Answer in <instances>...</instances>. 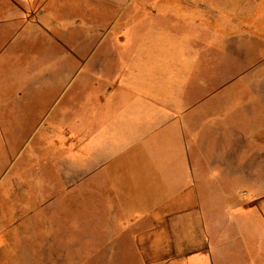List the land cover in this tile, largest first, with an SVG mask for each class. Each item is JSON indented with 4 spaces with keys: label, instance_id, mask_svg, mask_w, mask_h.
Wrapping results in <instances>:
<instances>
[{
    "label": "crops",
    "instance_id": "0c3cea01",
    "mask_svg": "<svg viewBox=\"0 0 264 264\" xmlns=\"http://www.w3.org/2000/svg\"><path fill=\"white\" fill-rule=\"evenodd\" d=\"M72 1L0 0L4 113L10 112L11 101H28L26 95L32 94L12 97L10 87L23 70L22 57L41 59L44 36L47 59L53 56L54 39L73 57L85 52L70 42L92 36L91 29L81 27L84 16L71 8ZM74 1L114 10L115 22L121 23L115 37L122 53L115 54L110 45L100 58L103 84L82 82L84 93L88 90L84 114L100 116L99 129L89 138L84 135L81 169L84 180L99 184L105 215L99 229L108 231L100 233L102 245L136 264H264V139L258 137L264 134V94L245 100L243 117L233 105L225 119L218 115L225 125H203L197 109L202 80L188 84L185 58L179 59L188 39H195V51L202 52L203 38L209 37L210 52H218L219 8H208L206 0ZM185 8L194 14L187 15ZM226 12L228 36H252L246 23L253 21L264 37V0H227ZM64 63L66 74L68 57ZM29 68L23 85L34 87V95L44 76H59Z\"/></svg>",
    "mask_w": 264,
    "mask_h": 264
},
{
    "label": "rangeland",
    "instance_id": "374dc122",
    "mask_svg": "<svg viewBox=\"0 0 264 264\" xmlns=\"http://www.w3.org/2000/svg\"><path fill=\"white\" fill-rule=\"evenodd\" d=\"M206 1L208 8H219L218 52H210L209 37L203 38L202 52L195 51V39L191 43L188 39L187 52H181L179 59L183 63L185 58L188 84L202 80L203 101L197 103V109L203 112V125L213 126L225 123L218 115L225 119L228 106H236L241 118L249 104L245 100L264 94V37L258 36L259 23L253 21L246 23L252 36H228L227 0ZM71 8L83 14L81 27L92 31L91 37L70 39L76 49L80 46L85 52L73 57L54 39L53 56L47 59L44 36L41 59L27 62L22 57L18 64L23 70L10 87L12 97L31 91L26 95L28 101H11L9 113L0 105V264H136L128 256H116L114 247L102 245L100 233L108 231L99 229V220L105 217L99 208V184L84 180L81 169L84 138L100 125L99 115L84 114L83 98L88 90L84 93L82 82L88 78L92 85L103 84L100 58L108 55L110 45L114 53H122L115 37L121 23L115 22L114 10H98L95 4L86 6L73 0ZM193 14L187 9V15ZM66 57L69 72L64 74L61 68ZM33 66L36 73L59 74L57 79L44 76L36 95L34 87L23 85ZM6 77L9 88L11 74ZM258 137L263 140L264 134ZM222 139L226 141V136ZM187 200L192 203L194 199ZM146 250L142 246L145 258Z\"/></svg>",
    "mask_w": 264,
    "mask_h": 264
}]
</instances>
